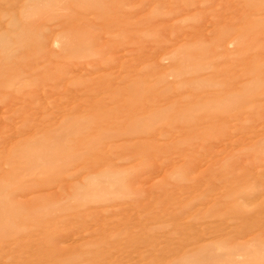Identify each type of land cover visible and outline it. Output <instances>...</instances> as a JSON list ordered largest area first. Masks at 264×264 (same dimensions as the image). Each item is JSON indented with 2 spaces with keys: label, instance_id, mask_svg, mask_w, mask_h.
I'll return each instance as SVG.
<instances>
[{
  "label": "rangeland",
  "instance_id": "obj_1",
  "mask_svg": "<svg viewBox=\"0 0 264 264\" xmlns=\"http://www.w3.org/2000/svg\"><path fill=\"white\" fill-rule=\"evenodd\" d=\"M0 264H264V0H0Z\"/></svg>",
  "mask_w": 264,
  "mask_h": 264
}]
</instances>
